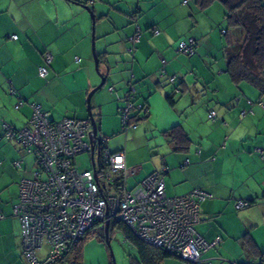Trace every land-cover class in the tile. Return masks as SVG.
Segmentation results:
<instances>
[{
  "label": "crops",
  "instance_id": "crops-1",
  "mask_svg": "<svg viewBox=\"0 0 264 264\" xmlns=\"http://www.w3.org/2000/svg\"><path fill=\"white\" fill-rule=\"evenodd\" d=\"M184 1L121 0L135 5L133 23L125 24L128 28L121 34H116L114 27H106V33H99L100 24L107 17L95 18L98 72L105 78L107 87L92 96L91 112L100 124L105 118H114L116 110L124 104L128 86H134V105L147 106L145 120H151L153 134H159L168 147L161 167L153 165L143 172L149 166L147 161L138 158L135 149L127 154L125 139L116 136L111 142L103 136L108 140V149L123 151L126 167L136 170L127 179V185L137 175L140 181L154 171L165 170V192L171 197L194 190L211 195V199L200 204V222L195 229L207 243L215 240L219 243L207 250L202 260L213 258L208 251L234 244L239 247V261L232 263L258 264V257L244 256L240 238L250 235L258 249L264 251V229L260 232L255 229L257 218L264 221V107L258 104L260 96L254 88L246 84L236 87L232 83L225 71V60L222 62L214 54L220 47L218 34L213 31L219 21L200 8L196 0H192L193 8L189 7L191 0L186 5ZM153 8H156L154 14L150 13ZM154 29L159 31L158 35L153 34ZM136 30L140 37L132 45L129 38ZM14 35L16 41L11 40ZM186 38L195 41L193 58L174 53L176 43ZM91 40V22L74 3L0 0V121L16 129L23 128L31 116L32 104L40 105L56 122L64 118L87 119L84 100L100 82L94 70ZM195 50L207 54L205 67L200 65ZM45 51L53 58L46 79H42L38 68L43 66ZM169 77H174L173 83L168 81ZM166 84L170 85L165 88ZM168 95L175 101L173 106L166 101ZM19 100L25 103L15 111L13 106ZM210 111L215 112L213 120L207 118ZM177 125L186 134L188 146L176 152L173 143L162 133ZM18 151L16 161L20 162V168L15 169L23 170L25 154ZM20 175L15 173L8 180L0 173L3 216L0 264H25L19 222L13 216ZM238 201L253 204L236 210ZM229 215L236 222L231 223Z\"/></svg>",
  "mask_w": 264,
  "mask_h": 264
},
{
  "label": "built area",
  "instance_id": "built-area-1",
  "mask_svg": "<svg viewBox=\"0 0 264 264\" xmlns=\"http://www.w3.org/2000/svg\"><path fill=\"white\" fill-rule=\"evenodd\" d=\"M138 30L130 42H138ZM225 33L221 31L222 35ZM153 34L158 35L159 31L154 29ZM11 40L16 41L17 37L11 36ZM194 47L193 39L181 41L178 52L190 56ZM52 58L48 51L42 54L40 78L47 77ZM168 81L173 83L174 77ZM129 96L124 98L120 112L125 124H129L132 112L142 110ZM258 104L264 107L261 102ZM22 105L19 100L15 109ZM30 107L31 117L21 129L0 121L3 138L14 141L35 158L36 169L30 179L19 182L18 202L13 208L25 264H64L71 249L90 230L103 229L105 224L112 227L114 223L125 225L139 240L189 264H197L207 250L219 243H207L195 229L200 222V204L211 199V195L194 190L168 197L165 170L152 172L129 189L127 179L136 170L126 167L123 151H110L108 140L97 135L90 158L88 120L64 118L56 122L40 105ZM215 117L213 111L207 115L209 120ZM83 154L89 156L90 169L78 171L76 157ZM15 166L20 168V162ZM246 207L244 201L235 204L236 210Z\"/></svg>",
  "mask_w": 264,
  "mask_h": 264
},
{
  "label": "rangeland",
  "instance_id": "rangeland-1",
  "mask_svg": "<svg viewBox=\"0 0 264 264\" xmlns=\"http://www.w3.org/2000/svg\"><path fill=\"white\" fill-rule=\"evenodd\" d=\"M174 3L177 2V0H173ZM181 3V2H180ZM95 4V5H94ZM93 4V7H95V18H101V16L106 15V19L103 21V23L100 24V27L98 29L99 33H106V27H114V30L117 28L116 34H121L123 33L125 28V24L133 23L132 20V13L134 12L135 5H132L130 3H125L121 2V0H95ZM194 2L191 0L190 8H193L195 5H193ZM92 7V4L90 5ZM156 8H153L150 13H155ZM208 12H210L211 16L213 18H216L219 23L217 26L213 28V31H216L218 34V41H219V48L217 50V53L222 59V62H224L223 59V48L226 46V40L224 36L220 35L219 31L221 29L226 30L227 29V24L225 23L224 19V8L221 3L218 1L212 3L209 5L207 8H205ZM85 15L88 17L89 21L91 22V29H92V18L91 15L87 12L84 11ZM114 26H113V24ZM96 26V25H95ZM94 26V29H95ZM95 35H96V29H95ZM117 35H114V37ZM96 37V36H95ZM186 39H182V41H186ZM181 41V40H179ZM92 42V40L90 41ZM178 45V42L176 43ZM177 47L175 48L174 53L176 55H181L185 58H193L195 55L187 56L185 54H181L177 52ZM90 49H91V43H90ZM96 52V49H95ZM196 56L199 60L200 65L205 67L204 62H206V56L207 54L202 55V51L200 50H195ZM91 54H92V49H91ZM97 54V53H96ZM203 57V58H202ZM92 59H93V54H92ZM214 62V61H213ZM93 65H94V70H95V62L93 60ZM96 75L99 76V72L95 71ZM101 81V78H100ZM100 83V82H99ZM170 85V84H169ZM166 84V87L169 86ZM98 86V85H97ZM106 85H104V90L106 89ZM102 88V89H103ZM165 98V95L163 96ZM86 102V99L84 100ZM91 105L92 106V100H91ZM136 102H134L135 104ZM86 105V104H85ZM124 104H122L121 107H123ZM85 111L86 106H85ZM134 113V112H133ZM133 113H131V117L133 116ZM99 125V132L98 136L99 137H106L110 139L112 142L113 139L116 136H120L121 138L125 139L127 141V146H126V153L132 152L134 149L136 150V156L138 158H144L147 161V165L143 168V172L152 168L153 165L156 167L159 166L161 167V163L163 162V159L166 157V147L168 145L166 144L165 140H163L159 134L154 135L153 134V123L151 120H145L137 123L136 125L130 126L129 128L126 129L123 133L122 131V121H121V116L118 115V112L114 113V118H108L104 119L103 123L100 122L98 123ZM101 127V128H100ZM9 147L10 149H5L6 147ZM149 145V147H148ZM153 147V148H152ZM157 147V148H155ZM4 148V149H3ZM155 148V150L152 149ZM20 148H18L14 142H2L0 144V173L5 174L6 177L9 178L15 174H22V177L20 175V178L17 180L20 181V179H29L32 177V173L35 170V161L33 158V155L31 154H25L24 155V163L23 167L27 168L28 170H16L13 166V162L17 159L16 154L19 152ZM163 152V153H162ZM19 154V153H18ZM76 164H77V169L78 171H85L90 169V160L89 156L87 154L79 155L76 157ZM148 176V175H147ZM145 176V178L147 177ZM138 178V175L136 176ZM136 178L130 179L128 182V188L132 189L136 183L141 182L143 179L138 181ZM144 178V177H143ZM144 178V179H145ZM136 179V180H135ZM137 181V182H136ZM168 196H170L168 193H166ZM247 211V210H245ZM244 211V212H245ZM242 211L237 212L234 211L235 214H240ZM227 216V215H226ZM224 216L225 219H228L231 221V223L236 222L234 217H230L232 215H229L228 217ZM255 221L256 223V230L257 232H260L264 229V221L260 220ZM101 230V229H100ZM101 232V231H100ZM109 244L111 248V252L106 246V243L101 240L100 234L98 233H91V235L84 240L82 244V264H111L112 256L114 259L115 264H133L135 258L137 257L136 249L132 246L131 243L126 241L123 237V235L118 232L117 230H113L110 232L109 235ZM237 246V247H236ZM228 248H217L211 251H208L209 256H212L213 258H209L211 260V264H232L233 261H239L238 259V250L239 247L238 245H229L227 246ZM264 249V246H262ZM238 258V259H237ZM65 264H69L68 262H65ZM163 264H188V262H185L180 259L176 258H169L166 259Z\"/></svg>",
  "mask_w": 264,
  "mask_h": 264
},
{
  "label": "trees",
  "instance_id": "trees-1",
  "mask_svg": "<svg viewBox=\"0 0 264 264\" xmlns=\"http://www.w3.org/2000/svg\"><path fill=\"white\" fill-rule=\"evenodd\" d=\"M67 1L76 4L81 8L87 7L88 9L93 11L90 5L93 3L94 0L91 1L67 0ZM196 1H197V5H199V7L203 9L216 1L222 4L224 8V19H225V23L227 24L226 30L221 29V31L223 30L226 32L224 35L221 34L222 36H224L226 40V46L223 48L225 71L229 76L230 80L232 81V83L236 87H239L242 84H246L254 88L259 93L260 102L264 105V0H196ZM187 3L188 0H186V4ZM134 36L135 33L132 37L129 38V40ZM130 43L132 45L135 44L132 42ZM98 59L100 60L99 56ZM49 67L50 66H48V68ZM48 73H49V69H48ZM130 86H128V88ZM127 95L128 96L130 95L129 97H131V102L133 103L134 94L127 92L124 98H126ZM166 101L170 106H173L175 104L172 95L166 96ZM22 102L24 105L25 102L23 100ZM17 103L14 104L13 106V109L15 111H18L23 106L22 105L18 109H15ZM123 107H120L118 109V115L121 116V121H122L121 133L126 131V129L129 128L130 126H134L137 123L144 121L145 119L148 118V108L144 104L142 105V110H136L134 111V113L132 112L134 115L130 118L129 124H125L123 123L122 115L120 113ZM71 119H75V118H71ZM94 119L96 121L97 129L99 132V125H98L99 119L97 118V116L96 118L94 116ZM2 135H3L2 131L0 130V141L14 142L4 139ZM162 136L165 139H169V142L173 143L174 151L176 152L183 151L188 146V138L180 125L173 126L170 129L164 131L162 133ZM14 144L18 148H20V151H22L25 154H28L17 143L14 142ZM17 162L18 161L13 162V166L16 169H18L15 166V163ZM157 172H163V170ZM246 203H247V207L253 204L252 202L251 203L246 202ZM113 230H117L118 232H120L123 235L124 239L129 243H131L132 246L136 249L137 257L135 258L133 264H163V262L166 259L169 258L178 259L177 256L175 255H171L162 249L154 248L153 246L148 245L143 241L139 240L134 235V233L123 224L114 223L112 227L111 226L108 227L107 230L108 241H109L110 232ZM92 231L93 233L95 232L100 234L101 240L105 242L104 228L101 230L99 228H93L85 235V237L81 240L79 244H77L71 249V251L66 256L65 262H68L69 264H82V244L84 240L91 235ZM240 239H241V246L244 256L248 259L258 257L259 259L258 264H264V251H260L258 249L257 245L250 237V235L245 234ZM203 256L204 254L202 255L200 261L197 264H211V260L209 259L202 260ZM232 264H251V262H238V263L234 262Z\"/></svg>",
  "mask_w": 264,
  "mask_h": 264
},
{
  "label": "water",
  "instance_id": "water-1",
  "mask_svg": "<svg viewBox=\"0 0 264 264\" xmlns=\"http://www.w3.org/2000/svg\"><path fill=\"white\" fill-rule=\"evenodd\" d=\"M82 9L84 11H87L90 15H91V18H92V42H91V49H92V54H93V60L95 62V68H96V71L98 72V65H99V59H98V56L95 52V43H94V21H95V16H94V12L91 11L90 9H88L87 7H82ZM130 41V40H129ZM101 81L100 83L98 84V86H96L88 95H87V98H86V110H87V120L89 121L90 123V126H91V132L89 134V141L91 143V151H90V158L92 159L93 157V150H94V147H93V143H94V140L97 138V135H98V129H97V124H96V121L94 119V116L91 112V106H90V102H91V98L92 96L99 90H101L104 85H105V78L104 77H101ZM135 93V88L134 86H130L129 87V91L128 93ZM176 93H178V91L176 90ZM107 230H108V224H105L104 225V232H105V243H106V246L108 247V249L110 250L111 252V248H110V244H109V241L107 239ZM112 253V252H111ZM178 258V257H177ZM180 259V258H178ZM181 260V259H180ZM111 264H115L114 263V259H113V256H112V260H111Z\"/></svg>",
  "mask_w": 264,
  "mask_h": 264
}]
</instances>
